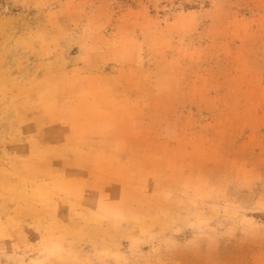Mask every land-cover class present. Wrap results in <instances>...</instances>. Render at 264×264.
Segmentation results:
<instances>
[{"label":"rangeland","instance_id":"obj_1","mask_svg":"<svg viewBox=\"0 0 264 264\" xmlns=\"http://www.w3.org/2000/svg\"><path fill=\"white\" fill-rule=\"evenodd\" d=\"M91 69L135 138L79 139ZM103 213L153 236L108 251ZM0 264H264V0L0 4Z\"/></svg>","mask_w":264,"mask_h":264},{"label":"crops","instance_id":"obj_2","mask_svg":"<svg viewBox=\"0 0 264 264\" xmlns=\"http://www.w3.org/2000/svg\"><path fill=\"white\" fill-rule=\"evenodd\" d=\"M93 68V67H92ZM117 75H112L110 77V75H105L104 73H102L101 71H96L94 69H91L90 71L86 72L84 74V77L89 78L88 81L90 83L89 86L86 87V90L84 91L85 94L88 95V98H90V101L84 105V108L86 110H91V111H98V110H106L108 111V116L104 117L108 120L107 123L102 124L101 125H105V128L103 129L104 132L101 133H87V134H83L81 138H79L80 140L84 141V142H90L94 136H103V138L101 139L102 141L104 140H119L122 138H126V139H133L135 138V136L130 135V134H124L122 133L121 129L119 128V123L124 120V116L128 118L131 108L129 107H124L125 103L124 102V98L122 95V88L119 87V85L115 82L114 85H110L109 87L105 86L104 83L107 81V78H120L121 76L116 73ZM103 78V80H102ZM109 99V101H108ZM108 101V102H107ZM131 107V106H130ZM79 107L74 106L73 109H77ZM104 116V115H103ZM109 118V119H108ZM111 121V122H110ZM127 121L129 122V124H132V122H135V120H131V118L127 119ZM76 122V121H75ZM119 132V133H118ZM127 132H134L133 130H129ZM39 141H42L40 138H36V143L38 145ZM40 144V143H39ZM75 147L74 149H76L79 144H73ZM42 150V148H40ZM152 151V154L155 155L154 150H155V146H153V148H150ZM89 153V151H88ZM90 156L88 157H99V158H105L107 155L111 154L113 155L112 158L113 161H115V159H117L118 156H120L118 154V151L114 148H105V147H99V151L98 153H95L94 155L91 153L90 150ZM40 155H42L41 152H37L36 153V157H39ZM71 157L75 156L76 153L73 152L71 153ZM24 157V156H23ZM30 157V156H28ZM30 159V158H29ZM96 159V158H94ZM104 219L101 223V225L98 226V236L100 238V242L99 245L102 246H107V248L109 247L108 251H113L114 249L112 248L113 246L111 245V241H120L118 240L119 238H123V241L121 243H124V239L128 240L131 239V241H127V245H129V249L132 251V247H134V243H136L137 241H140L141 239H144V237L149 238L153 236V231L152 229L148 228V223L150 221H148L147 223V229L145 230H141L137 227V224L135 225H123V227L121 229H117V230H110L109 227L113 226L112 224H114L111 219L109 218V215H106L105 213H103ZM153 217L151 216H143V217H139L137 216L136 222H144V219L147 220H151ZM74 219V218H72ZM75 221V220H73ZM151 223V222H150ZM70 225V224H69ZM73 226L70 227V229L72 231H68L67 234L64 233V235H62V237H59L60 240H62L61 238L67 236L69 239H72L73 235L75 234L73 228ZM68 241V240H67ZM112 246V247H111ZM120 245H117L116 247H118ZM131 246V247H130ZM115 253H118L115 252Z\"/></svg>","mask_w":264,"mask_h":264},{"label":"trees","instance_id":"obj_3","mask_svg":"<svg viewBox=\"0 0 264 264\" xmlns=\"http://www.w3.org/2000/svg\"><path fill=\"white\" fill-rule=\"evenodd\" d=\"M6 0H0V4H4Z\"/></svg>","mask_w":264,"mask_h":264}]
</instances>
